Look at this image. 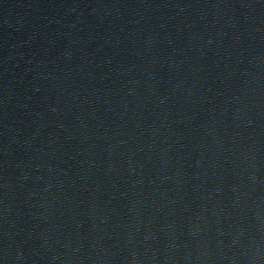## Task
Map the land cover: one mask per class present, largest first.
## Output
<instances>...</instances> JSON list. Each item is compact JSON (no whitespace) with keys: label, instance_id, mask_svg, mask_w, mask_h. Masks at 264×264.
Returning a JSON list of instances; mask_svg holds the SVG:
<instances>
[{"label":"water","instance_id":"1","mask_svg":"<svg viewBox=\"0 0 264 264\" xmlns=\"http://www.w3.org/2000/svg\"><path fill=\"white\" fill-rule=\"evenodd\" d=\"M0 264H264V0H0Z\"/></svg>","mask_w":264,"mask_h":264}]
</instances>
